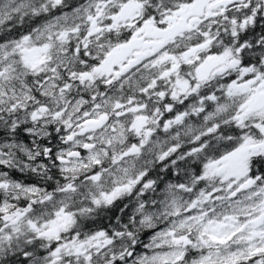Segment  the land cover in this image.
Returning <instances> with one entry per match:
<instances>
[{
	"label": "snow or ice",
	"instance_id": "snow-or-ice-1",
	"mask_svg": "<svg viewBox=\"0 0 264 264\" xmlns=\"http://www.w3.org/2000/svg\"><path fill=\"white\" fill-rule=\"evenodd\" d=\"M0 264H264V0H0Z\"/></svg>",
	"mask_w": 264,
	"mask_h": 264
}]
</instances>
